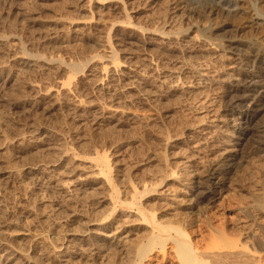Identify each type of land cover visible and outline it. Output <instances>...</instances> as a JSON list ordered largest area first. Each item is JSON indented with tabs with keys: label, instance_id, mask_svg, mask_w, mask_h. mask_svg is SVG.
Returning a JSON list of instances; mask_svg holds the SVG:
<instances>
[{
	"label": "rangeland",
	"instance_id": "obj_1",
	"mask_svg": "<svg viewBox=\"0 0 264 264\" xmlns=\"http://www.w3.org/2000/svg\"><path fill=\"white\" fill-rule=\"evenodd\" d=\"M203 5L0 0V264H122L125 249L152 235L142 221L150 212L124 203L173 171L180 178L141 205L163 225H183L210 264H262L260 237L239 239L248 251L229 243L244 225V205L256 207L247 224L264 229V152L254 155L248 138L233 169L213 180L212 205L197 206L191 187L232 140L224 101L240 61L228 40L244 55L264 44V26L257 16L192 15ZM256 124L264 128V117ZM104 154L117 202L98 162ZM173 244L164 260L157 252L146 264H182Z\"/></svg>",
	"mask_w": 264,
	"mask_h": 264
},
{
	"label": "bare ground",
	"instance_id": "obj_2",
	"mask_svg": "<svg viewBox=\"0 0 264 264\" xmlns=\"http://www.w3.org/2000/svg\"><path fill=\"white\" fill-rule=\"evenodd\" d=\"M192 1L196 3L204 4L202 6L201 12H199L197 8L194 10H191L192 15L193 14L195 15L203 14V15L212 17V16H218L221 12H223L228 17H233L236 20L239 19L245 22L251 21V23L254 21L253 17L257 16L258 22L264 26V0H192ZM245 4H248L250 6L251 11H247L245 10V8H243L242 5H245ZM179 5H183V4L180 3ZM226 32H230V31L227 30ZM233 32L239 33L240 29L233 28ZM235 38H237V36ZM231 39L232 38L228 40V43H230L228 46L230 50L229 52L231 55L238 57L236 60L240 61V68H237V70L235 71L236 73L233 76L232 84L226 94V98H225L226 101H224V103L228 105L227 106V108L229 109L228 117H230L228 120L229 123L224 124V126H227L233 130L232 140L229 142L230 147L225 150L224 157L221 159L220 163L214 165V167L210 171H208V174L204 178H198L197 180H195L192 184L193 187L190 186L194 190L192 191L193 192L192 198H193V201L196 202L197 206L214 203L213 199L218 195V190L214 187L216 182L213 183V180L218 179L220 176L224 175L225 172L227 171L229 172V170L235 165V162L237 161V157L239 156L241 151L244 150L243 148L246 145L245 143L249 142L248 138H250V142L255 147L254 148L255 151L252 152L254 155L260 156L264 152V128L263 127L258 128L257 126L259 124H256L255 126H253L254 122L264 117V74H263L264 44H259L258 42L252 43L247 48L245 54L243 55L242 54L243 50H242V46L240 45V42L231 40ZM23 51H24V55L29 56V54L27 53L26 47H24ZM32 57L37 58L38 56H32ZM112 59L114 61V64L118 62L117 51L115 49H113L112 51ZM29 66L30 64L26 65V67H29ZM86 66L80 72L85 73ZM220 128L222 129L223 127H220ZM108 158H109L108 154H104V156L102 155L101 158H98L99 159L98 162H100L104 166V169L101 170V173L103 176L106 177L107 179L106 183L108 187L113 191L111 192L113 193L111 195L112 201L117 202L118 198L116 199L115 197L116 195L119 197L121 191L118 186L117 188L114 185V179L112 176L113 174L112 167L110 166L109 162L106 161ZM173 177L177 179L180 178V176H178V173L176 171H173L170 175L165 176V178L162 179V181L159 184H156V185L148 184L149 186L146 184L143 187V190L141 191L140 189H138V186H137V189L136 188L134 189V196L131 198V202L124 203L125 206H131V207L139 206L140 209L142 210L144 209L150 212L149 215L145 211L142 213V221L152 226V235L151 237H149L148 242H145L142 245L137 246L135 248L131 247L128 250L125 249L124 250L125 259L123 260L122 264H146L148 262H151V256L153 254H156L157 252H161L164 254L163 256V260H164L167 254L166 253L167 247L170 242L174 243L172 246V251L175 253L176 258H178L182 264H210L204 255L199 254L200 252L198 253L199 251L198 246L194 244L193 241H191L190 235L186 231V228L183 227V225H172V224L163 225L162 222H158L154 210H148L147 208H144V205L143 206L141 205V199L143 197L144 198L152 197V194L157 192L158 186L162 185L167 179L169 181L174 180ZM112 203H115V202H112ZM116 205L117 203L114 204L115 206L113 210L114 212L117 209ZM253 207L251 205L249 206L244 205V207L239 208L241 210H239L240 212L238 215L241 214L243 216L242 223L244 222V225L240 227L241 225L239 224L240 225L239 226L237 222L236 225H238V227H240V230H241V231L238 230L240 231V234L238 235L239 237H236L238 239L235 242H233L234 238H232L233 240L231 242L229 239L230 243L227 241L230 245H234L232 247L234 248V250L237 248H242L244 249V251L245 250L248 251L249 248H251L248 244L239 243V239L244 238V236L245 237L249 236L251 238L257 237L256 239L260 237L262 240V242L260 243L263 244V249H264V229L260 232V230L257 229V226L254 227V224L253 226H250L249 224H247L249 223L248 221L250 220V218H251V221L253 220L252 217H250L252 215L251 213L255 212L252 210ZM254 208L256 209V207ZM238 218H239V221L241 222V216H238ZM108 219H110V215L105 217L104 221ZM258 224L260 223L258 222ZM238 227H236V229ZM156 230L159 232V234L155 233ZM172 231L176 233L175 236L174 234L172 235ZM223 231L225 232V230ZM222 235L225 236V233L222 232ZM247 243H250V242L247 241ZM255 243L257 242L255 241L254 245ZM257 246H258V243H257ZM253 250L256 251L257 248H253ZM258 250H261V249H258ZM239 253L236 252V254H239ZM249 253L250 255L252 254L250 251ZM249 253L247 256H249ZM262 253H264V251L261 252L260 254L263 257L261 256L260 257L264 260V255H262ZM253 256H254V253L253 255L249 257H253ZM249 257L248 259H250ZM245 258L244 259L242 258V259L245 260ZM261 258L260 259L258 258V260H261ZM239 259L237 260L238 262L242 260V259L240 260ZM248 259L246 260L247 262L251 261ZM253 259H255V257ZM112 260H115V259H112ZM111 262H109L108 264H110ZM256 262L257 261H255V263ZM258 262L260 263L262 262V264H264V261H258ZM112 264H116V263H112ZM235 264H238V263H235ZM242 264H245V261Z\"/></svg>",
	"mask_w": 264,
	"mask_h": 264
}]
</instances>
